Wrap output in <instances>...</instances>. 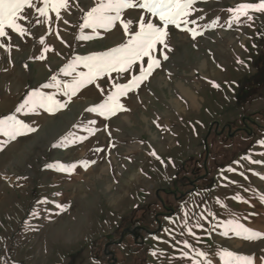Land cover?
Returning a JSON list of instances; mask_svg holds the SVG:
<instances>
[{
    "label": "rangeland",
    "instance_id": "1",
    "mask_svg": "<svg viewBox=\"0 0 264 264\" xmlns=\"http://www.w3.org/2000/svg\"><path fill=\"white\" fill-rule=\"evenodd\" d=\"M258 2L197 0L188 17L196 24L188 27L202 34L193 39L169 26L168 59L158 45L160 67L120 98L127 110L110 117L87 109L105 101L113 82L139 75L138 64L70 100L42 87L53 76L71 81L76 73L62 70L76 57L127 43L119 24L84 29L92 39H79L96 0H69L63 19L50 12L49 23H36L45 18L29 9L31 23H21L30 34L7 30L11 39L0 38V118L14 115L36 131L15 140L0 134V264H224V251L264 264V13L230 23L228 11ZM141 14L124 12L133 30ZM81 71L87 69L79 65ZM35 90L67 106L17 112ZM70 134L88 139L56 146ZM58 164L75 168L50 167ZM230 220L261 238L224 235Z\"/></svg>",
    "mask_w": 264,
    "mask_h": 264
},
{
    "label": "snow or ice",
    "instance_id": "2",
    "mask_svg": "<svg viewBox=\"0 0 264 264\" xmlns=\"http://www.w3.org/2000/svg\"><path fill=\"white\" fill-rule=\"evenodd\" d=\"M38 2L43 6L38 7ZM196 3L197 0H96L95 6L87 11L83 17L84 22L80 26L81 35L79 39H92L91 36L83 34L84 29H92L93 31L97 29L111 30L119 24L125 35L129 36L127 43L104 53L76 57L72 63L62 70L65 76H72L73 73H76L71 81H61L56 76H53V83L45 84L42 87L55 88L57 92H62L70 100L71 97L77 95L81 88L95 83L97 79L105 76L112 79L113 73L119 75L129 73L138 64L139 75H132L126 84L113 82L112 87L114 90L107 96L105 101L98 106L87 109L104 117H110L119 111H126L127 109L120 102V98L138 88L156 68L160 67V60L156 58L154 53L157 51L158 45L162 46L159 49L162 54L163 50L168 48L166 41L169 35V26L189 32L193 39L202 34L197 28L188 27L189 24H196L195 20L188 19L195 11ZM77 7H79L78 4ZM29 9L35 10L38 17L45 18L44 20L37 19L36 23H49L52 21V16L49 15L50 12L55 13L57 20L63 19L61 10L68 11L70 3L69 0H0V38L11 39L7 31L9 29L21 37L30 34L29 29L21 23V21L31 23L30 14H26ZM128 9L143 10V14L140 15L139 20L136 22L138 30H133V20L124 17V12ZM228 11L232 13V21L230 23H241L242 18L252 20L251 12L264 13V0H259L258 3H240ZM153 18L158 19L160 23H154ZM64 23L67 24L68 21L64 20ZM212 26H215V24ZM0 47H5V45L0 43ZM7 47L10 48L11 45ZM49 50L45 48V52ZM145 57L147 58L146 66ZM163 58L167 60L168 56L163 54ZM40 59H44V57L41 56ZM79 65H83L87 71L77 72ZM213 86L219 87L214 82ZM97 87L99 88L98 84ZM101 92H103V89H101ZM66 106L67 102H61L56 99L55 93L46 94L40 90H35L17 108V112L25 108L29 112H35L37 108H43L45 111L52 113ZM92 123L95 122L93 121ZM84 130L89 135H94L93 128L85 127ZM34 131H36L35 128L17 119L14 115L0 118V134L8 137L9 140H15L18 136ZM86 139H88V136L70 134L69 137L64 138L60 145L56 146L66 147L69 144L82 142ZM261 143L264 144V141H261ZM152 155H155V153L153 152ZM253 163L261 162L253 161ZM84 166L87 167L88 165L85 164ZM50 167H57L60 171L70 173L75 168V165L65 167L58 164L50 165ZM229 170L235 171L234 169ZM236 199L242 198L236 197ZM261 200H264V196H261ZM196 227H202V225L197 224ZM224 229V235H228L231 231L244 239L254 240L261 238L260 233L252 231L234 220L228 221L224 225ZM188 232L194 235L191 228H188ZM184 243L186 247H191L186 241ZM197 255L204 257L205 253L199 252ZM221 255L224 259V264H252L250 257L239 256L230 251H224ZM183 256L188 257V253L184 252ZM195 264H200V262L195 261Z\"/></svg>",
    "mask_w": 264,
    "mask_h": 264
},
{
    "label": "water",
    "instance_id": "3",
    "mask_svg": "<svg viewBox=\"0 0 264 264\" xmlns=\"http://www.w3.org/2000/svg\"><path fill=\"white\" fill-rule=\"evenodd\" d=\"M205 144L207 145V139L205 140Z\"/></svg>",
    "mask_w": 264,
    "mask_h": 264
}]
</instances>
